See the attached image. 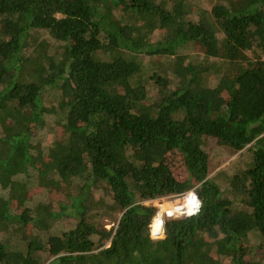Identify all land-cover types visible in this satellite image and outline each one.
<instances>
[{
    "label": "trees",
    "instance_id": "trees-1",
    "mask_svg": "<svg viewBox=\"0 0 264 264\" xmlns=\"http://www.w3.org/2000/svg\"><path fill=\"white\" fill-rule=\"evenodd\" d=\"M171 2L0 0V264H264V0Z\"/></svg>",
    "mask_w": 264,
    "mask_h": 264
},
{
    "label": "rangeland",
    "instance_id": "rangeland-1",
    "mask_svg": "<svg viewBox=\"0 0 264 264\" xmlns=\"http://www.w3.org/2000/svg\"><path fill=\"white\" fill-rule=\"evenodd\" d=\"M169 6H171V1L172 0H165ZM190 2H192V5L194 6L195 9H197L195 11V13L191 14V17L194 19H197L198 13L200 12L201 9H210L211 5H210V0H190ZM200 14V13H199ZM45 38L51 42V44L54 45V43L50 40L49 34L46 33L45 34ZM55 46V45H54ZM56 47V46H55ZM183 54H186L187 59L186 60H194L197 58H205L203 55L199 54L196 51H193L192 49H190V47L186 48L183 52ZM203 56V57H202ZM169 58H162V57H150V56H143V65L145 66V68L150 71V73H152L154 71L153 68H151V66H153V63H157L158 65H161L162 68H167V74H170L169 67L170 62H169ZM211 62H216L215 59H208V61ZM209 61V62H210ZM166 74V75H167ZM59 91H49L46 94V102L48 106H52L56 103V95L58 94ZM52 118L48 119V127L45 129L40 130L35 138H34V145L36 147H42L43 149H46L49 147V145L51 144V141L54 140L55 138V131L54 129V121H52ZM57 128V127H56ZM210 154L213 157V169L211 171L210 176L214 177L217 175V173L221 170V169H229L232 171V169H230L229 165L232 162H237V159L241 158V152H235L231 149H223L221 147H219L215 142L214 139H210L208 146H207ZM243 158L245 160H247V156L248 154L244 153L243 154ZM174 158L173 160V165L175 167V169L178 172H181L183 169V165L180 161V158L178 155H173L172 156ZM183 198L182 195L178 196V197H164V198H158L155 200H149V201H145L146 204H153L155 206H157L158 208V212L157 215L155 217V222H156V227L161 225V223L163 222L162 216L161 214L158 215V213L160 211H165L168 210V208H172L174 207V205L178 204V202L182 203L183 202ZM45 200V196L42 193H35L34 194V198L31 201V205H36L38 204L40 201ZM120 216V214L118 215V217ZM167 217H165L166 219ZM108 229H111L114 227V223H110L106 226ZM156 227L154 226L153 222L151 224V234L153 238H161L164 236V231L162 232V234L160 235H154L152 233V231L155 234H159L161 232L156 231ZM61 227L60 225L57 226V229L59 230Z\"/></svg>",
    "mask_w": 264,
    "mask_h": 264
},
{
    "label": "built area",
    "instance_id": "built-area-1",
    "mask_svg": "<svg viewBox=\"0 0 264 264\" xmlns=\"http://www.w3.org/2000/svg\"><path fill=\"white\" fill-rule=\"evenodd\" d=\"M182 197H184L182 204H186L187 202L189 203V205H186L185 209H182L180 211H177V210L173 211L172 210L169 212H168V210H165L163 212L160 211L158 213V215L161 214L162 219H163V230H164L165 217L172 218V217L191 216V215L197 214L200 211L201 201H200L199 197L197 196V194L194 190H190V191L186 192L185 194L182 195ZM178 203H180V202H178ZM189 206L191 207V209H189ZM168 209H170V208H168ZM160 234H162V233L154 234V235H160Z\"/></svg>",
    "mask_w": 264,
    "mask_h": 264
},
{
    "label": "bare ground",
    "instance_id": "bare-ground-1",
    "mask_svg": "<svg viewBox=\"0 0 264 264\" xmlns=\"http://www.w3.org/2000/svg\"><path fill=\"white\" fill-rule=\"evenodd\" d=\"M186 205H189V203L187 202L186 204H184V208L183 209H185L186 208ZM189 208H190V206H189ZM178 210V209H177ZM182 210V209H181ZM172 214V213H171ZM156 227V226H155ZM156 231H158V232H162L163 231V222L161 223V225H159V226H157L156 227Z\"/></svg>",
    "mask_w": 264,
    "mask_h": 264
},
{
    "label": "clouds",
    "instance_id": "clouds-1",
    "mask_svg": "<svg viewBox=\"0 0 264 264\" xmlns=\"http://www.w3.org/2000/svg\"><path fill=\"white\" fill-rule=\"evenodd\" d=\"M178 197V196H177ZM152 229V228H151Z\"/></svg>",
    "mask_w": 264,
    "mask_h": 264
}]
</instances>
